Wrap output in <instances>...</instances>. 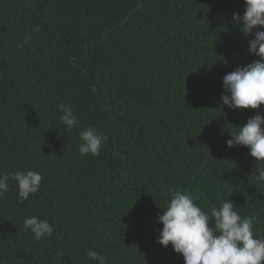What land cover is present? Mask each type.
I'll return each instance as SVG.
<instances>
[{"label":"trees","instance_id":"obj_1","mask_svg":"<svg viewBox=\"0 0 264 264\" xmlns=\"http://www.w3.org/2000/svg\"><path fill=\"white\" fill-rule=\"evenodd\" d=\"M244 11V0H0V173L42 175L28 200L12 181L0 199V264H98L87 250L106 264H184L157 242L176 187L205 211L231 199L264 237V163L226 146L264 105L220 104L223 77L258 59L233 17ZM60 104L80 120L70 132ZM88 126L107 137L96 157L78 151ZM32 215L50 237L24 230Z\"/></svg>","mask_w":264,"mask_h":264},{"label":"clouds","instance_id":"obj_2","mask_svg":"<svg viewBox=\"0 0 264 264\" xmlns=\"http://www.w3.org/2000/svg\"><path fill=\"white\" fill-rule=\"evenodd\" d=\"M245 11L241 16L234 13L248 40V51L258 57L251 63L237 67L223 77V94L220 104L229 109L259 110L264 105V0H244ZM39 31L40 26H34ZM251 37V38H249ZM30 37L25 39L27 43ZM60 122L67 131L78 127L79 118L66 104L57 106ZM264 115L248 118L246 124L229 133V148L247 147L256 162L264 163ZM78 151L81 156L100 154L107 137L88 126L79 132ZM257 181L264 182V167L255 168ZM9 181L14 182L17 198L28 200L30 194L39 191L42 175L33 170L0 173V199L9 191ZM169 202L158 215L163 225L157 242L167 248L170 244L175 253L181 254L184 264H264V237L254 233L255 217H242L231 199L218 200L217 205L205 211L194 198L179 187L168 190ZM25 231H30L37 241L50 237L54 228L46 219L32 215L23 221ZM87 257L106 264V258L94 250H87Z\"/></svg>","mask_w":264,"mask_h":264},{"label":"water","instance_id":"obj_3","mask_svg":"<svg viewBox=\"0 0 264 264\" xmlns=\"http://www.w3.org/2000/svg\"><path fill=\"white\" fill-rule=\"evenodd\" d=\"M94 90L96 91V90H97V88L95 87V88H94Z\"/></svg>","mask_w":264,"mask_h":264}]
</instances>
